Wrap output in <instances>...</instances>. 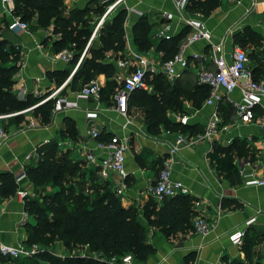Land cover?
<instances>
[{"label":"crops","instance_id":"crops-1","mask_svg":"<svg viewBox=\"0 0 264 264\" xmlns=\"http://www.w3.org/2000/svg\"><path fill=\"white\" fill-rule=\"evenodd\" d=\"M95 1L99 6L107 4L103 3V0ZM90 3V0H67L64 6L67 12L74 7L85 8ZM174 3L175 0H122L116 5L114 10L118 8V10L123 8L127 10L124 24L126 43L122 52L110 51L106 53V57H110L108 59L114 63L113 79L118 86V81L122 82L132 70L131 67H122L118 63L125 60L129 61V64L133 63L131 54L134 52H141L151 61H161V54L154 48L142 52L138 51L134 44L132 26L140 16H145L152 23V30L156 32L154 39L158 40L164 38L158 36L157 32L166 24L170 25L168 36L172 37L177 36L183 28H189L185 24L186 19L199 20L210 32L212 43L223 41V52L226 54L227 61H229L228 55L231 49L238 44L248 54L250 68L253 64L250 54L254 53L258 59L257 63L264 70V0H219L218 6L209 16L190 14L186 10L178 12ZM165 12L171 13L172 18H166L163 15ZM11 19V15L1 14L0 10V20L8 22L2 37L18 44L21 48L20 67L14 77V90L19 100H25L27 96L41 100L61 86L48 74L67 69L68 62L51 52V40L48 41V37L58 38L51 33V28L36 32L30 31L29 28L26 31H12L8 29ZM33 26H36V23ZM195 53L200 54V58L194 59L192 55ZM185 55L188 58V67L182 70L177 67L181 73H184L180 77L182 81L194 78L196 80V71L200 66L208 69L215 67L212 61L211 45L205 41L191 44L186 49ZM72 75L70 74L66 79L67 83ZM94 81L102 88L106 78L103 74H98ZM220 92L221 98L216 103L215 109L222 122L225 116L221 108L228 106L233 109V103L241 100V94L239 89H235L229 95L223 91ZM59 96L65 97L71 105L53 113L47 124L38 121V116L33 112L36 106L18 115L24 121L10 123V119L3 120L6 136L0 143V173H11L18 179L19 188L26 190L29 195L33 187L24 175V167L37 161V149L40 146L59 140L60 132L66 128L64 118L72 121L77 140L62 141L59 147L69 149L71 156L75 160L83 161L84 166L97 169L96 165L89 164L85 157V149H91L95 156L104 154L96 148L97 141L89 137V128L93 124L99 131L105 130L111 134L130 137V149L126 154L127 175L122 177L111 173L102 176L98 169L97 175L99 181L108 183L113 191L120 183L123 185V194H118L123 206H135L141 209L151 198L147 189L149 185L156 182L159 164L171 156L170 148L176 145V136L181 132L167 129L162 123L158 134H150L140 109L133 108L123 115L114 101L106 103L92 97H77L75 92L70 91L66 85L59 91ZM49 100L53 101L54 97ZM213 111L214 107L204 102L200 108H195L191 101L184 100L181 112L168 111L166 114V120L171 123H182L181 118L185 117L186 122L182 124L194 126L200 130L198 133H182L186 144L179 146L174 155L171 174L173 178L189 187L190 196L194 201L201 202V206L196 209L206 220L214 222L212 231L205 236L189 232L166 237L159 229L148 227L147 242L155 249V252L146 261L133 259L132 264H185V257L192 252L195 253L193 264H223L224 257L228 260L236 259L250 261L252 264H264V187L229 182L214 160L215 146L227 148L234 140H237L248 155L244 156L232 148L229 150L235 154L232 156L229 154L228 159L231 157L233 164L237 167H242L244 163L249 162L250 165H245L246 171L254 169L257 174L264 172V99L254 108L256 116L254 121L236 122L233 117L225 130H220L217 136L210 140L200 135L204 133ZM89 112L96 113V118L92 122L87 120ZM29 122H33L34 126L31 127ZM80 145H84L82 151L79 149ZM251 156H254L255 160H250ZM222 199L236 200L242 204V208L223 209ZM153 200L159 204L162 202ZM23 214V202H20L16 195L11 197L0 195V236L4 242L11 245L26 243L27 224L33 225L35 222L30 217L24 221ZM236 231L244 233L240 245L233 244L229 238ZM246 245L249 248L248 259H245L244 251L241 249ZM48 249L52 252L61 250L59 252L61 256L87 253L85 248L75 249L73 253L66 252L62 242H56Z\"/></svg>","mask_w":264,"mask_h":264},{"label":"trees","instance_id":"trees-1","mask_svg":"<svg viewBox=\"0 0 264 264\" xmlns=\"http://www.w3.org/2000/svg\"><path fill=\"white\" fill-rule=\"evenodd\" d=\"M219 0H189L185 10L190 14L209 16L218 6ZM105 6L74 7L66 12L64 0H13L12 15L27 23L35 19L36 26L42 30L51 28V33L58 38L51 40L50 50L57 54L61 51H72L68 68L50 73V78L57 84H63L72 70L77 66L66 87L79 91L90 83L98 74L106 78L105 85L100 89L99 99L106 103L115 100L119 86L114 81L115 66L106 58L110 51L122 52L125 48L126 9H120L108 21H104L97 29L98 42L90 41L97 25L92 24L90 15L96 14L98 19L103 14ZM4 20H0V115H11L10 123L24 121L19 118L20 112L36 106L33 112L42 124L49 123L55 104V99L37 105L41 100L27 96L19 100L14 90L15 75L20 67L21 48L19 45L2 37ZM98 22V21H97ZM152 23L145 16H140L132 26L134 44L138 51L146 52L155 49L161 54V62L172 58L178 51L179 44L188 34L185 27L177 36L154 39L156 32ZM95 35V37H96ZM235 42L238 43L237 39ZM238 45V44H236ZM85 53L83 54V52ZM83 54V56H82ZM82 56V58H81ZM81 58V60H80ZM253 64L251 69L254 80L264 79L257 57L250 54ZM80 60V62H79ZM180 73L174 82L170 83L161 74H146V82L152 90L132 91L126 100V114L131 109H140L144 123L150 134L160 132V124L172 131L183 133H198L194 126L182 123H171L166 120L168 111L181 112L184 100L191 101L195 108H200L209 94V88L193 80H180ZM183 79V78H182ZM40 100V101H39ZM227 109L224 116L228 118L220 122V127L228 125L235 117V109ZM13 118V119H12ZM28 122V121H27ZM66 128L60 132L59 140L50 141L37 149L38 159L24 167V175L34 189V195L24 198V211L34 219V224H27L28 238L25 244H39L44 250L25 258H6L0 256V263L5 264H118L120 257L130 254L139 261H146L155 252L147 242L148 227L159 229L166 237L177 233L194 232L192 218L199 214L194 209V199L190 195L178 194L172 198H164L161 204L149 199L140 209L135 206H123L120 196L113 191L108 183L100 182L97 169L84 166L83 161L75 160L69 149H61L60 142L77 140L76 130L69 118L63 121ZM113 134L105 130L99 131L95 140L107 143ZM235 149L247 156L237 140H234L222 152ZM224 177L231 183H240L238 167L228 160L216 159ZM250 160H255L251 156ZM162 164V162L160 163ZM158 168L160 169V165ZM158 169V172H159ZM66 179L69 180L66 182ZM19 188L17 178L11 173H0V195L11 197ZM42 189V190H40ZM45 189H47L45 191ZM223 209L237 210L242 204L236 200L222 199ZM56 242H62L67 251L86 249L87 253L61 256L48 248ZM245 259L249 258L248 246H242ZM116 258L115 262H111ZM195 253L185 257V264H193ZM223 264H252L224 257Z\"/></svg>","mask_w":264,"mask_h":264},{"label":"built area","instance_id":"built-area-1","mask_svg":"<svg viewBox=\"0 0 264 264\" xmlns=\"http://www.w3.org/2000/svg\"><path fill=\"white\" fill-rule=\"evenodd\" d=\"M67 0H64L66 3ZM122 0H103L106 4V9L103 15L100 17L97 26L95 27L90 41L95 38L98 27L104 22L106 16L112 13L114 8ZM189 0H175V8L178 12L185 10ZM0 10L1 14H8L12 16L8 24V29L12 31H26L29 25L21 21L18 17L12 15L13 10V0H0ZM166 18L171 19L172 14L165 12L163 14ZM185 24L191 29L190 32L183 38L179 44L178 51L176 54L164 61H151L144 57L141 52H134L132 55V62L129 61L119 62V66H129L132 68L130 74L119 82V88L115 93L114 97L116 100L117 108L119 112L126 115V100L127 96L135 90H147L150 91L151 87L146 82V74L150 75L155 73L163 74L167 81L172 83L180 75V70L177 67L186 69L189 65L188 58L185 55L186 49L197 41H205L211 45L212 50V61L215 65L214 69H208L206 67L200 66L196 71V81L199 84L207 86L209 88V94L206 97L204 104L208 106H213L214 111L211 114L210 120L206 126L203 134L200 136L205 139L212 140L217 136L220 130H225L228 125L220 127V120L215 109V105L221 98V92L223 91L226 95H229L235 89H239L241 94V100L239 102H234L233 106L235 109V121L242 123H249L256 119L254 108L261 104L262 99H264V79L254 80L252 78L250 69V60L248 54L239 45H234L231 49L228 57L229 61L226 60V54L223 52V41L214 44L211 42L212 36L210 32L204 27L203 23L196 19H186ZM170 28L169 24L163 26V28L157 32L158 36L169 37L168 30ZM18 45V44H17ZM85 51L83 52V54ZM72 51L64 50L57 53V56L69 62L72 58ZM82 54V56H83ZM81 56V58H82ZM200 54H193L194 59L200 58ZM80 58V60H81ZM79 60V62H80ZM77 66L72 70L71 75L75 72ZM67 80L59 86L53 93L44 97L37 105L51 99L54 97L55 104L52 111L53 113L59 112L71 105L67 99L63 96H59V91L63 86H65ZM100 85L96 81H91L85 84L79 91L75 94L77 97L89 98L92 97L96 100L99 99L100 95ZM35 106L29 107L20 113L32 110ZM11 115H0V143L3 142L6 136V128L3 122L4 119ZM96 118V113H87L88 122H92ZM181 122L185 123L186 118L182 117ZM29 125L34 126L33 122H29ZM264 127V125H263ZM99 133V129L93 124L89 128V137L95 139ZM186 144L185 136L182 134H177L176 145L170 148V157L165 158L162 162L158 176L155 184L148 186V193L154 199L162 201L164 198H172L178 194L190 195L191 191L182 181L177 180L172 177L171 169L174 162V155L176 154L179 146ZM64 145V144H63ZM66 146V145H64ZM84 145H80L79 149L82 151ZM96 148L104 153L101 156H95L92 154L91 149H85V157L89 164H95L98 168V172L102 176H107L111 173H116L125 177L127 175L126 171V154L130 149V137L127 135L113 134L111 139L107 143H96ZM250 165L249 162L244 163L241 167H238V174L241 182L246 186H256L264 187V172L257 174V172L252 169L250 171L245 170V165ZM20 177V176H19ZM18 181V179H17ZM123 185L121 183L117 186L115 192L117 194H123ZM28 195V192L24 189L18 188L16 191V197L20 202L24 201V198ZM201 206L200 201H194L193 207L196 209ZM198 211V209H196ZM23 220L26 221L29 218L28 213L24 211ZM251 221V220H250ZM192 223L194 227V232L201 234L203 236L209 234L213 227L214 222L206 220L200 213L192 218ZM243 231H236L232 233L229 238L231 242L235 245L242 244ZM44 250V247L39 244H17L11 245L4 242L0 236V256L6 258H25L33 256L40 251ZM133 257L130 254H125L120 257L118 264H132ZM116 258H112L111 262H115Z\"/></svg>","mask_w":264,"mask_h":264},{"label":"rangeland","instance_id":"rangeland-1","mask_svg":"<svg viewBox=\"0 0 264 264\" xmlns=\"http://www.w3.org/2000/svg\"><path fill=\"white\" fill-rule=\"evenodd\" d=\"M90 4H89V7H96V5H98L97 4V2L95 1V0H93V1H91L90 0ZM105 9H106V6H105ZM119 9V8H118ZM118 9H116V10H114L111 14H109L108 16H106V18H105V22L106 21H108L113 15H115L119 10ZM105 11V10H104ZM104 13V12H103ZM103 15V14H102ZM101 15V16H102ZM91 17H92V24L91 25H94L95 26V24L97 23L98 24V22L97 21H99V19H98V16L96 15V14H92V15H90ZM100 16V17H101ZM7 20L6 21H4L3 22V24H4V26L6 27V25H7ZM30 25H29V29H30V31H32V32H36L37 30H42V29H38V27L37 26H33V24H35V19H33L32 20V22H30L29 23ZM32 25V26H31ZM97 26V25H96ZM103 26V25H102ZM101 26V27H102ZM101 27L99 28V30H98V34L96 35V37H95V40H98L99 39V32H100V29H101ZM106 58H110V57H106ZM114 58V57H113ZM112 58V59H113ZM221 111H223L224 113H226V111H227V109H225V108H221ZM228 114L226 115V117L225 118H228ZM229 154L232 156V154H235V152H233V151H230V150H226L225 152H222V149H221V147L220 146H215V148H214V157L216 158V159H222V160H228V156H229ZM237 155V154H236ZM161 165V164H160ZM159 169V168H158ZM157 169V170H158ZM69 180H67L66 179V182H68ZM155 183V182H154ZM154 183H152L151 185H153ZM40 190H42V189H40ZM47 189H45V191H46ZM30 196H33L34 195V189H33V191L32 192H30V194H29ZM151 198H153L152 196H150ZM154 199V198H153ZM61 251V250H60ZM59 250L57 251V250H55L53 253L54 254H56V255H60V252ZM66 252H70V253H73V251H67L66 250ZM42 264H44V263H42Z\"/></svg>","mask_w":264,"mask_h":264}]
</instances>
